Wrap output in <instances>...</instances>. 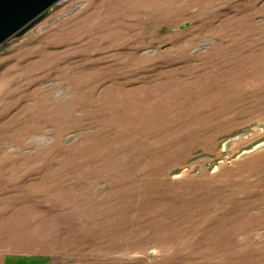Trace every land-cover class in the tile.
<instances>
[{
	"label": "rangeland",
	"instance_id": "rangeland-1",
	"mask_svg": "<svg viewBox=\"0 0 264 264\" xmlns=\"http://www.w3.org/2000/svg\"><path fill=\"white\" fill-rule=\"evenodd\" d=\"M264 264V0H62L0 46V260Z\"/></svg>",
	"mask_w": 264,
	"mask_h": 264
},
{
	"label": "water",
	"instance_id": "water-1",
	"mask_svg": "<svg viewBox=\"0 0 264 264\" xmlns=\"http://www.w3.org/2000/svg\"><path fill=\"white\" fill-rule=\"evenodd\" d=\"M62 0H0V46L38 24Z\"/></svg>",
	"mask_w": 264,
	"mask_h": 264
},
{
	"label": "crops",
	"instance_id": "crops-1",
	"mask_svg": "<svg viewBox=\"0 0 264 264\" xmlns=\"http://www.w3.org/2000/svg\"><path fill=\"white\" fill-rule=\"evenodd\" d=\"M0 264H78L70 262H53L49 257L42 255H11L3 260Z\"/></svg>",
	"mask_w": 264,
	"mask_h": 264
}]
</instances>
